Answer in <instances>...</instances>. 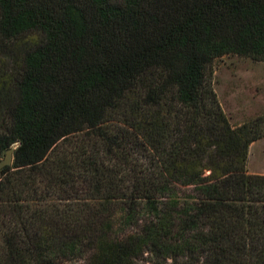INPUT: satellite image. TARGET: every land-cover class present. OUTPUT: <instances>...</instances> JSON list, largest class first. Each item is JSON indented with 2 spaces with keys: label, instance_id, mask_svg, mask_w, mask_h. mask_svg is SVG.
Here are the masks:
<instances>
[{
  "label": "trees",
  "instance_id": "trees-1",
  "mask_svg": "<svg viewBox=\"0 0 264 264\" xmlns=\"http://www.w3.org/2000/svg\"><path fill=\"white\" fill-rule=\"evenodd\" d=\"M231 54L264 60V0H0V264H264Z\"/></svg>",
  "mask_w": 264,
  "mask_h": 264
},
{
  "label": "rangeland",
  "instance_id": "rangeland-1",
  "mask_svg": "<svg viewBox=\"0 0 264 264\" xmlns=\"http://www.w3.org/2000/svg\"><path fill=\"white\" fill-rule=\"evenodd\" d=\"M212 71L213 89L234 126L264 114V60L224 55L213 61ZM246 169L249 173L264 174V137L250 144ZM182 189L193 194L192 186ZM67 264H83V259Z\"/></svg>",
  "mask_w": 264,
  "mask_h": 264
},
{
  "label": "water",
  "instance_id": "water-1",
  "mask_svg": "<svg viewBox=\"0 0 264 264\" xmlns=\"http://www.w3.org/2000/svg\"><path fill=\"white\" fill-rule=\"evenodd\" d=\"M12 162V149H9L2 160H0V168L5 165H10Z\"/></svg>",
  "mask_w": 264,
  "mask_h": 264
}]
</instances>
